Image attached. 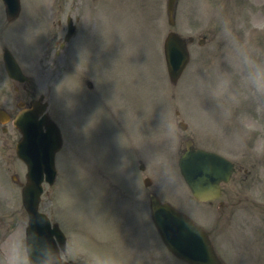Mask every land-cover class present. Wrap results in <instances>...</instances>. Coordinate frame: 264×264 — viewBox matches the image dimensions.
<instances>
[{
    "label": "rangeland",
    "instance_id": "rangeland-1",
    "mask_svg": "<svg viewBox=\"0 0 264 264\" xmlns=\"http://www.w3.org/2000/svg\"><path fill=\"white\" fill-rule=\"evenodd\" d=\"M134 1H125L130 5L129 8L124 7L119 10L120 16L116 14V5L120 2H109L111 10L109 9L108 12L111 19L108 20L104 31V50L107 55L105 70L109 82L105 91L108 102L106 109L92 93L83 92L75 86L71 87V83H75L72 73L78 76L79 88L86 89L88 81H94L96 85L106 83L102 71L98 69L101 68L98 55H93L92 52L85 53V50L80 51L74 47L72 51L68 47L60 55L56 53L59 45L56 40L63 36L64 29L60 24L55 26L54 21H62L63 24L66 15L71 13L72 2L22 0L26 9L24 16H22L23 7L22 15L15 22L8 24L6 21H0V108H6L8 112L15 114L19 111V102L30 101L34 92L38 95L44 92L49 93L52 116L61 124L62 131L66 139L68 138L65 140V154L59 157V162L62 161L60 164L63 165L62 178L58 184L62 221L74 231L75 240L78 241L80 247L98 257L103 264H138L139 261L133 257V249L136 248L137 237L145 232V224L136 213L130 215L128 230L130 237L128 244L122 245L121 249L103 236L108 233L106 225L119 222L124 215L118 198L114 199L113 209H106V204L102 202L103 187L99 186L98 181L103 163L106 165L110 149L115 151V159H120L117 153L119 139L125 136H121L120 132L128 130L136 134L145 121H152L159 125L162 118L166 116L165 103L168 95H165V90L169 89V86L163 66L164 55L160 52L161 35L163 39L165 36V2L164 0H159V2ZM182 3L185 9L181 16L184 28L190 26L194 29L193 31H198L204 26L213 28L209 24L212 21L211 16L206 15L210 7H205L206 16L201 11L198 13V7L200 4L204 5V2ZM242 3L218 2L215 5L219 6L216 8V13L221 21L220 27L217 28V40L208 43L206 45L208 47L204 49H200L197 45L192 47L193 60L189 66L190 72H186L182 84L169 89V95L172 90L176 98H169L167 102L168 126L166 130H158L150 123L146 124L144 129L152 128L158 134H166L173 130L176 132L175 112L179 110L181 118L189 124V136L198 146L206 138L213 137L214 131L200 120L199 117L203 112L211 109L212 116L217 118L221 126L220 113L223 121L224 117L230 116V111H238V115L242 111L237 118L245 124L248 123L247 116L252 115V112L254 116H257V112H264V96L257 95L250 86H247L251 65L245 63V59L235 60V51L246 46L245 41L248 39L250 30H253L256 25L262 30L264 20H250L247 5H242L243 13H241L240 5L233 6ZM253 3L256 2H251L255 7ZM260 3L264 4V2ZM104 4V0L97 2L84 0L80 2L79 10L76 13L73 12L76 16L82 17L83 22L88 23L86 31L90 28V21L98 19L104 13ZM60 6L63 12L59 11V14ZM51 8H55L54 13L50 11ZM113 11L115 14H112ZM257 12L258 10L255 9L254 14ZM227 14L229 15L225 20L230 21L225 22L223 18ZM54 15H57L56 18ZM21 18L22 20L18 22ZM151 18L154 21H151ZM44 21L48 24V31H45ZM48 41L51 42L52 49L45 62L40 64L38 57L41 43L46 44ZM4 45H8L16 55H21L30 74L35 78V84L30 88V93L26 94L21 89L20 95L16 92L15 85L7 78L1 62ZM261 47L262 45L257 44L256 47L252 46L248 50L252 60L264 64V52ZM202 52L208 54L205 55ZM225 64H228L235 73L234 78L231 76L229 81L222 79L217 70ZM75 67L79 69L78 72L75 71ZM243 70L244 76L241 78ZM201 72H208L209 76H212L201 78ZM230 83L232 86L229 85ZM229 86L231 88L227 92ZM224 94L226 95L223 96ZM120 124L123 125L120 127ZM204 128L208 131L205 132ZM222 136L227 137L228 134L223 132ZM18 138V132L9 129L7 133H3L0 126V146L9 170L8 172L0 169V200L3 197L4 200H8L7 206H5L6 203L2 206L4 213H6L5 210L14 211L16 209L14 203L20 207L19 197L10 190V182H7L6 178L12 172L10 162L13 163L14 160L9 162L5 151L8 143L14 144ZM155 148L160 152L163 151L164 146L159 148L156 145ZM238 150H240L239 146ZM176 152L175 149L174 153ZM156 160L159 163L163 161L160 157L158 158V155ZM164 164L162 168L156 166L157 170L159 168L156 176L158 179H163L168 189L167 193H171L170 197L174 203L182 206L185 213L193 219H199L205 211V206L191 200L187 189L182 191L185 187L177 178L175 164L172 166ZM20 167H22L21 164H14V168L19 172ZM134 191H137L136 184ZM183 192H186L188 196L182 195ZM8 222H11L10 219ZM9 224H6L8 228ZM22 225L23 217L17 215L12 220V227L21 229ZM154 238L158 239L157 236ZM158 244H161L159 239ZM157 248L159 249V246Z\"/></svg>",
    "mask_w": 264,
    "mask_h": 264
},
{
    "label": "flooded vegetation",
    "instance_id": "flooded-vegetation-1",
    "mask_svg": "<svg viewBox=\"0 0 264 264\" xmlns=\"http://www.w3.org/2000/svg\"><path fill=\"white\" fill-rule=\"evenodd\" d=\"M240 182L241 184H244L246 179L242 178ZM252 203L254 205L256 204L255 201H252ZM247 210L248 215L250 216V223L233 222L236 217V212L231 210L226 213V206L219 208L217 218L219 223L216 222L214 228L216 244L222 255V251L225 253H243L247 251L252 261L264 262V231L262 232L263 238H257L258 243L262 245L261 254L259 253L257 246H252L251 243H248L245 246L242 242V239L245 236L253 237L254 220L261 219L264 221V210L260 211L258 206L248 207Z\"/></svg>",
    "mask_w": 264,
    "mask_h": 264
},
{
    "label": "water",
    "instance_id": "water-1",
    "mask_svg": "<svg viewBox=\"0 0 264 264\" xmlns=\"http://www.w3.org/2000/svg\"><path fill=\"white\" fill-rule=\"evenodd\" d=\"M172 2H170L169 4V10H172ZM171 40H174L176 42L177 39L175 38H171ZM180 50L182 52L181 55L185 57V53L182 49V47H180ZM183 57V59H184ZM170 75L172 78H176L180 72V67L173 65L171 63L170 65ZM206 164L207 167H211L213 165H216L218 163V161H212L210 159V156L208 154L202 153V152H196V153H189L185 158H184V165L186 167V173L187 176L196 183V185L198 186L201 183V186L207 187L208 189H211V191L214 189V185H215V181L217 179V176L211 175L209 171L207 172H202L200 171V169H202L203 165ZM201 181V182H200ZM197 193H199V190L197 189ZM194 232L196 234H198V232L196 231V229L193 227ZM178 253L183 256L185 259H188V256L185 255V253H183L182 251H178ZM198 264H210V259H207V261L205 262H201V261H196Z\"/></svg>",
    "mask_w": 264,
    "mask_h": 264
},
{
    "label": "clouds",
    "instance_id": "clouds-1",
    "mask_svg": "<svg viewBox=\"0 0 264 264\" xmlns=\"http://www.w3.org/2000/svg\"><path fill=\"white\" fill-rule=\"evenodd\" d=\"M244 59L251 65L248 72V79L251 89L260 96H264V64H260L246 54H243Z\"/></svg>",
    "mask_w": 264,
    "mask_h": 264
}]
</instances>
